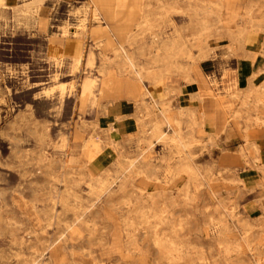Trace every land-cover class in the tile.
I'll return each instance as SVG.
<instances>
[{
    "label": "rangeland",
    "instance_id": "1",
    "mask_svg": "<svg viewBox=\"0 0 264 264\" xmlns=\"http://www.w3.org/2000/svg\"><path fill=\"white\" fill-rule=\"evenodd\" d=\"M98 1L0 0V264H264V160L253 138L264 131L255 123L264 120V72L252 60L264 56V42L260 51L248 39L239 49L223 32L237 35L245 23L237 9L250 0ZM254 8L260 19L264 0ZM261 25L251 37L264 36ZM101 27L152 76L165 45L183 47L163 81L150 77L122 98L133 107L116 117L128 119L123 134L102 124L104 102L115 100L112 81L135 80ZM87 79L98 86L84 102ZM250 80L254 94L235 97ZM164 102L170 118L182 112L187 150L150 131Z\"/></svg>",
    "mask_w": 264,
    "mask_h": 264
},
{
    "label": "bare ground",
    "instance_id": "2",
    "mask_svg": "<svg viewBox=\"0 0 264 264\" xmlns=\"http://www.w3.org/2000/svg\"><path fill=\"white\" fill-rule=\"evenodd\" d=\"M100 1V0H99ZM98 1V2H99ZM260 1L261 0H250L249 2H248V4H247V6H246V10H245V15L242 17V21H244L245 23H242V25L240 26V27H238V31H237V35L235 36V33L233 32V31H227V30H223V32H224V34H227V36H229L230 38H231V40H232V42H233V44H234V46H236L237 48H242L243 47V42H244V40H247V41H252V43H254V41H255V38L254 37H251V35L249 34V32L250 31H259L260 29H262L261 27H262V22H264V15L261 17V21H259V22H255L254 21V19H253V14H254V12H255V6L257 7L258 6V4L260 3ZM102 2V1H101ZM118 2V1H117ZM236 2V1H235ZM162 4V3H161ZM213 4V3H212ZM239 4V3H238ZM205 5V4H204ZM166 6V5H165ZM211 6V5H210ZM213 6V5H212ZM216 6H218V10H221V8H222V6H221V1L216 5ZM118 7V6H117ZM119 7H120V5H119ZM124 7V6H123ZM213 8V7H212ZM216 8V7H215ZM94 9V8H93ZM204 9V8H203ZM208 10V9H207ZM238 10V9H237ZM212 11V10H211ZM214 11V10H213ZM235 11V10H234ZM207 13V12H206ZM234 13V12H233ZM232 13V14H233ZM210 14H214V12H208V15H210ZM216 16H217V19H218V21L221 23V18H220V15H219V13L217 12V14H216ZM147 18V17H146ZM145 18V19H146ZM101 19V18H100ZM234 20V19H233ZM230 21V20H229ZM223 22V21H222ZM103 23V22H102ZM247 25L249 26H251L250 27V29L249 28H247ZM264 28V27H263ZM153 29H156V28H153ZM177 31H178V29H176ZM97 32H104V33H106V35H107V37H108V46L109 47H115V49H114V51L117 53V54H120V56H122L123 58H124V60H125V62H126V64H127V66H128V68H129V70H130V72H131V75H132V78L135 80L134 81V83H132L130 80H127V81H125V80H122V79H115L114 81H112L111 82V89H112V91H111V93H110V95H112L115 99H122V98H124V97H131L132 95H133V89H134V87L138 90V86H145V84H144V82H145V80H148V79H150V77H152L153 78V76H152V72H151V70L150 69H145V68H139L138 66H137V64H136V62H135V60L133 59V57L132 56H130L128 53H127V51L125 50V48H123L117 41H116V39H114V37L113 36H111L110 34H109V30L108 29H106V28H104V27H101V28H98L97 30H96ZM204 32H207V33H209L210 32V29H209V27L206 25H203V26H201V28H200V33L202 34V33H204ZM250 35V36H249ZM164 36V35H163ZM199 36H200V34H199ZM182 37V36H181ZM194 37V36H193ZM204 37V36H203ZM210 37V36H209ZM163 39V38H162ZM201 39V38H200ZM205 39V38H204ZM146 40V39H145ZM135 41V36H130L129 38H128V40H127V43H129L130 45L133 43ZM183 41V40H182ZM200 41V40H199ZM159 42V41H158ZM100 43V42H99ZM102 43V42H101ZM204 44H205V42H204ZM203 44V45H204ZM118 46V47H117ZM185 46V45H184ZM248 46H250L251 47V44L249 43V45ZM186 47V46H185ZM219 47V46H218ZM233 47V46H232ZM82 48H83V46H82ZM182 48L183 47H181V46H177V45H165L162 49H161V51L162 52H164V53H166V55L165 56H162V58L160 59V61H159V63L160 64H162V69H161V71L157 74V75H155L154 76V81H163L164 80V76H165V74L167 73V65L169 64L168 63V61H169V59L170 58H173V57H176V56H178L181 52H182ZM193 48V47H192ZM231 48V47H230ZM209 49V48H208ZM83 50V49H82ZM155 50H157V49H155ZM189 50V49H188ZM233 50V49H232ZM235 50V49H234ZM132 51V50H131ZM204 52V51H203ZM83 53V52H82ZM201 53V52H200ZM102 54V53H101ZM192 54V53H191ZM199 54V53H198ZM109 55V54H108ZM187 55V54H186ZM205 55V54H204ZM233 55V54H232ZM193 56V55H192ZM160 57V56H159ZM189 57V56H188ZM256 57H257V53L256 54H254V56H253V58H252V60H253V62H254V60L256 59ZM86 58V57H85ZM103 58V57H102ZM194 58V57H193ZM81 59H82V55L80 54L78 57H77V63L79 64L80 62H81ZM140 59V58H139ZM205 59V58H204ZM112 60V59H111ZM184 60H186V59H184ZM105 61H107V60H105ZM193 61V60H192ZM172 62V61H171ZM178 62V61H177ZM171 64V63H170ZM148 65V64H147ZM178 65V64H177ZM87 66L88 67H92L93 66V57L90 55V57L88 58V61H87ZM105 66V65H104ZM153 66V65H152ZM173 66V65H172ZM100 68V67H99ZM154 68V67H153ZM184 68V67H183ZM190 68V67H189ZM157 69V68H156ZM180 69V68H179ZM158 70V69H157ZM153 71V70H152ZM155 71V70H154ZM261 72H264V70H262ZM260 71L259 72H257V73H261ZM118 73H119V71H118ZM107 74V73H106ZM170 74V73H169ZM171 74H173V73H171ZM260 76V75H259ZM264 77V76H263ZM260 78V77H259ZM152 80V79H151ZM190 80V79H189ZM106 81V80H105ZM115 81H117V84H114V82ZM194 81V80H193ZM131 82V83H130ZM124 83V84H123ZM164 83V82H163ZM253 81L252 80H250L249 81V83H248V85H247V87H246V89L244 90V91H237L236 93H235V97H238L240 94H241V92H243V93H245V95H246V97L247 98H249V97H251L253 94H254V92H255V87H254V85H253ZM162 84V83H161ZM255 84V83H254ZM123 85V86H122ZM97 82L96 81H94V80H90V79H87V80H85L84 81V83L82 84V88H81V98L83 99V101L85 102V101H87L88 99H90L91 98V96L93 95V92H94V90L97 88ZM156 86V85H155ZM62 87H64V86H62ZM157 88V87H156ZM145 89H146V87H145ZM152 89V88H151ZM64 91V90H63ZM146 91H148V90H146ZM175 91V90H174ZM43 92V91H42ZM104 92H106V91H104ZM172 92V90H170V93ZM46 95V94H45ZM107 95V94H106ZM261 95V94H260ZM152 96V95H151ZM107 96H105V98H106ZM105 98H103V99H105ZM109 98V97H108ZM107 98V99H108ZM155 98V97H154ZM110 99V98H109ZM166 99H168V98H166ZM243 99V98H242ZM111 100V99H110ZM153 100H155V99H153ZM160 101V100H159ZM136 102V101H135ZM156 102V101H155ZM261 102V101H260ZM135 104V103H134ZM162 105V109H161V117H162V119L159 121V122H156V123H154L153 125H152V127H151V132L154 134V135H157V136H159L158 137V139L160 140V141H162V143H163V141H167L168 140V144H169V141L170 142H173L174 144H175V146H176V148L178 149V150H187V144L185 143V141H184V138L181 136V131H180V127H181V121L179 120V117H180V113H182V112H180V113H178L177 115H175L174 117H172V118H170L169 116H168V114H169V109H170V105H169V103L168 102H164L163 104H161ZM146 106V105H145ZM157 108V107H156ZM183 110V109H182ZM180 111V110H179ZM141 112V111H140ZM177 113V112H176ZM188 113L191 115V117H195L196 116V109H189L188 110ZM246 113V112H245ZM171 114V113H170ZM173 114V113H172ZM237 115V114H236ZM236 115H232V120H235L236 121ZM238 116H240V115H238ZM253 117V116H252ZM121 118V117H120ZM138 118V117H137ZM240 119V118H239ZM247 119V118H246ZM254 119V118H253ZM140 120V119H139ZM184 121V120H183ZM255 123L257 124V125H264V120L263 119H261V118H258L257 117V119H256V121H255ZM254 123V124H255ZM189 124V123H188ZM187 124V125H188ZM164 125H166V126H168L169 127V129L172 131V137H169L167 134H165V133H162L161 131L163 130L162 129V126H164ZM112 126V125H111ZM165 126V127H166ZM174 126V127H173ZM143 127V126H142ZM189 127H191V126H189ZM192 128V127H191ZM162 129V130H161ZM247 130V129H246ZM246 132V131H245ZM106 133V132H105ZM169 135H170V133H168ZM106 135V134H105ZM156 137V136H155ZM151 138V137H150ZM92 139V138H91ZM141 139H142V137H141ZM103 140V139H102ZM101 140V141H102ZM146 141V140H145ZM99 142H100V140H99ZM147 142V141H146ZM153 143V142H152ZM142 144V143H141ZM253 144V149L258 153V151H259V149H258V147H257V145L255 144V143H252ZM152 145V144H151ZM177 151V150H176ZM185 152V151H184ZM183 153V152H182ZM246 153H247V150L245 149V148H242V152H241V154H242V156L244 157L245 155H246ZM256 153V154H257ZM181 154V153H180ZM186 154V153H185ZM188 155V154H187ZM247 157V156H246ZM191 158V157H190ZM189 158V159H190ZM182 159V158H181ZM131 160V159H130ZM127 161H128V159H127ZM132 161V160H131ZM130 162V161H129ZM192 162V161H191ZM256 162H259V158H256ZM194 163V162H193ZM122 164V163H121ZM123 165V164H122ZM134 163H132L131 164V167H134ZM140 166V165H139ZM177 167V166H176ZM175 167V168H176ZM122 169V168H121ZM198 169V168H197ZM192 164H190V163H187V164H185V166H184V171L187 173V175H188V178L189 179H193V178H195V177H198L200 174L198 173V170H197ZM141 170V169H140ZM158 170V169H157ZM263 172H264V169L262 170ZM200 172V171H199ZM125 173V172H124ZM136 173V172H135ZM134 173V174H135ZM209 173V172H208ZM138 174V173H137ZM75 175V174H74ZM144 175V174H143ZM186 175V176H187ZM66 177V176H65ZM64 177V178H65ZM201 177V176H200ZM132 178V177H131ZM143 178V177H142ZM148 178V177H147ZM188 179V180H189ZM196 179V178H195ZM99 181V180H98ZM150 181H152V180H150ZM103 182V181H102ZM106 182V181H105ZM70 183V182H69ZM98 183V182H97ZM111 184H112V182H111ZM151 184V183H150ZM99 185V184H98ZM105 185H106V183H105ZM187 185H189V184H187ZM69 186V185H68ZM67 186V187H68ZM79 186V185H78ZM96 186V185H95ZM101 186V185H100ZM186 186V185H185ZM190 186V185H189ZM94 187V186H93ZM105 187V186H104ZM109 187V186H108ZM98 188V187H97ZM110 188V187H109ZM90 190H92V189H90ZM156 190V189H155ZM65 191V190H64ZM74 192V191H73ZM110 192V191H109ZM130 192V191H129ZM131 193H132V191H131ZM110 194H111V192H110ZM128 194V193H127ZM170 194H172V193H170ZM65 195V194H64ZM109 195V194H108ZM131 195V194H130ZM100 196V195H99ZM149 196V195H148ZM52 197V196H51ZM55 197V196H54ZM108 197V196H107ZM131 197V196H130ZM182 197V196H181ZM62 198V197H61ZM80 199H81V197H79ZM53 199V198H52ZM106 199V198H105ZM128 199H129V196H128ZM82 200V199H81ZM121 200V199H120ZM130 200V199H129ZM45 201V200H44ZM72 201V200H71ZM124 201V200H123ZM126 201H127V199H126ZM222 201V200H221ZM129 202V201H128ZM220 202V201H219ZM93 203V202H92ZM98 202H96V204H97ZM131 203V202H130ZM77 204V203H76ZM100 204V203H99ZM118 204V203H117ZM120 204V203H119ZM122 204H123V202H122ZM132 204V203H131ZM135 204V203H134ZM77 205H79V204H77ZM95 205V204H94ZM107 205V204H106ZM110 205V204H109ZM57 206V205H56ZM161 206V205H160ZM219 206H222V204L220 203L219 204ZM51 207V206H50ZM76 206H74V208H75ZM79 207V206H78ZM128 207V206H127ZM81 208V207H80ZM125 208V207H124ZM160 208V207H159ZM51 209V208H50ZM67 209V208H66ZM104 209V208H103ZM68 210V209H67ZM102 210V209H101ZM45 211V210H44ZM63 211V210H62ZM105 211H106V209H105ZM140 211H141V209H140ZM148 211V210H147ZM64 212V211H63ZM66 212V211H65ZM72 212V211H71ZM154 212V211H153ZM49 213V212H48ZM98 213V212H97ZM142 213H143V211H142ZM144 213H145V210H144ZM46 214V213H45ZM72 214H74V213H72ZM158 214H159V212H158ZM157 214V215H158ZM64 215V214H63ZM109 215V214H108ZM66 216V215H65ZM110 216V215H109ZM45 217V216H44ZM59 217V216H58ZM57 217V218H58ZM79 217V216H78ZM77 217V218H78ZM100 217V216H99ZM154 217V216H153ZM61 218V217H60ZM74 218V217H73ZM144 218H145V216H144ZM156 219V218H155ZM154 219V220H155ZM48 220V219H47ZM52 220V219H51ZM59 220V219H58ZM72 220H74V219H72ZM78 220V219H77ZM82 220V219H81ZM92 220V219H91ZM98 220V219H97ZM124 221H125V219H123ZM145 220V219H144ZM149 220V219H148ZM43 221H45L44 219H43ZM49 221V220H48ZM60 221H61V219H60ZM94 221V220H93ZM96 221V220H95ZM94 221V222H95ZM123 221V222H124ZM55 222V221H54ZM58 222V221H57ZM74 222V221H73ZM80 222V221H79ZM89 222V221H88ZM138 222V221H137ZM152 222V221H151ZM155 222V221H154ZM153 222V223H154ZM50 223V222H49ZM84 223V222H83ZM75 224V223H74ZM81 224V223H80ZM89 224V223H88ZM145 224V223H144ZM155 224V223H154ZM183 224V223H182ZM244 224V223H243ZM242 224V225H243ZM47 225H50V224H47ZM59 225V224H58ZM64 225V224H63ZM128 225V224H127ZM138 225H140V224H138ZM62 226V225H61ZM125 226V225H124ZM141 226V225H140ZM139 226V227H140ZM150 226H152V225H150ZM150 226H149V228H150ZM155 226V225H154ZM70 227H72L71 226V224H70ZM83 227V226H82ZM144 227V226H143ZM249 227V226H248ZM78 228V227H77ZM97 228V227H96ZM129 228V227H128ZM154 228V227H153ZM173 228H175V227H173ZM70 229V228H69ZM84 229V228H83ZM89 229H91V228H89ZM126 229V228H125ZM148 229V228H147ZM155 229H156V226H155ZM160 229V228H159ZM63 230V229H62ZM81 230H82V228H81ZM141 230H142V227H141ZM151 230V229H150ZM154 230V229H153ZM69 231V230H68ZM87 231V230H86ZM129 231V230H128ZM64 232V231H63ZM81 232V231H80ZM89 232V231H88ZM92 232V231H91ZM94 232H95V230H94ZM172 232V231H171ZM155 234H156V231L154 232ZM66 234V233H65ZM87 234V233H86ZM89 234V236L91 235V233H88ZM95 234V233H94ZM59 235H62V234H59ZM64 235V234H63ZM126 235H127V233H126ZM88 236V235H87ZM150 236V235H149ZM156 236V235H155ZM159 236V234L157 235V237ZM63 237V236H62ZM80 237V236H79ZM128 237V236H127ZM156 237V238H157ZM167 237V236H166ZM66 238V237H65ZM91 238V237H90ZM93 238H95L94 237V235H93ZM129 238H130V234H129ZM154 238V237H153ZM128 239V238H127ZM131 239V238H130ZM135 239V238H134ZM158 239V238H157ZM17 240V239H16ZM15 240V241H16ZM23 240V239H22ZM47 240V239H46ZM67 240V239H66ZM69 240V239H68ZM88 240V239H87ZM100 240H102L101 238H100ZM100 240H98V241H100ZM171 240V239H170ZM21 241V240H20ZM60 241V240H59ZM64 241V240H63ZM96 241V240H95ZM154 241H155V239H154ZM169 241V240H168ZM46 242V241H45ZM49 242V241H48ZM47 242V243H48ZM56 242V241H55ZM89 242V241H88ZM102 242V241H101ZM100 242V243H101ZM128 242V241H127ZM131 242V241H130ZM137 242V241H136ZM21 243H25V242H22L21 241ZM58 243V242H57ZM156 244H157V242H155ZM20 244V243H19ZM104 244V243H103ZM102 244V245H103ZM131 244V243H130ZM130 244H128L127 246H129ZM154 244V243H153ZM160 244H161V242H160ZM21 245V244H20ZM19 245V246H20ZM23 245V244H22ZM21 245V246H22ZM56 245V244H55ZM54 245V246H55ZM92 245V244H91ZM98 245H100L99 243H98ZM76 246V245H75ZM161 246V245H160ZM159 246V247H160ZM70 247V246H69ZM156 247H157V245H156ZM54 248V247H53ZM67 248V247H66ZM80 248V247H79ZM46 249V248H45ZM45 249H43V250H45ZM73 249H74V247H73ZM165 249V248H164ZM173 249V248H172ZM68 250V249H67ZM75 250V249H74ZM161 250V249H160ZM159 250V251H160ZM73 251V250H72ZM78 251V250H77ZM77 251H75V252H77ZM34 252V251H33ZM53 252V251H52ZM54 253V252H53ZM72 253V252H71ZM78 253V252H77ZM162 253V252H161ZM67 254V253H66ZM69 254H70V249H69ZM73 254H75V253H73ZM79 254V253H78ZM55 255V254H54ZM51 256V255H50ZM62 256V255H61ZM83 255H81V257H82ZM41 257V256H40ZM45 257V256H44ZM71 257V256H70ZM28 258H29V256H28ZM42 258V257H41ZM31 260H33L32 258H31ZM43 261V260H42ZM54 261V260H53ZM29 262V261H28ZM55 262V261H54ZM84 262V261H83ZM30 263V262H29ZM61 263V262H60ZM59 263V264H60ZM21 264V263H20ZM42 264H43V262H42ZM56 264V263H55Z\"/></svg>",
    "mask_w": 264,
    "mask_h": 264
},
{
    "label": "crops",
    "instance_id": "3",
    "mask_svg": "<svg viewBox=\"0 0 264 264\" xmlns=\"http://www.w3.org/2000/svg\"><path fill=\"white\" fill-rule=\"evenodd\" d=\"M247 4H248V2H247ZM247 4L243 7H242V5L239 6L238 12L240 13V15L237 17L241 21H242V17L245 15V10H246ZM222 12H223V9H222ZM254 18H255V16L253 14V19ZM260 20H261V18L260 19H256V18L254 19L255 22H259ZM227 31H230V30H227ZM263 42H264V36L259 33V34L255 35L254 43H252V41L251 42L249 41L248 43L251 44L252 48H255L257 51H260V47H261V44ZM253 64L257 68L255 73H257L259 71L261 72L262 70H264V56H261V55L259 56V54L257 53V57L254 60ZM250 67H251V65H250ZM131 82L134 83L133 81H131ZM114 84H117V81H115ZM143 88H145L144 85L138 86V89H143ZM183 92L186 93V96L192 95V92H190L189 89H186ZM104 103L107 104L108 106H107L106 116L103 117V119H102V124L104 126H108L109 124H112L113 130L115 132H117L118 134H123V133L128 132V129H129L128 119L117 120L116 117L128 115L132 112V108H133L132 107V100L115 99V100H106ZM199 107L200 106H198V109H199ZM207 117H208V115H207ZM208 119H209V117H208ZM249 136H251V135H249ZM255 137H256V139H255ZM253 138L255 140V143H257L260 146V148H261L260 158H261V160H264V131H260L257 134H253Z\"/></svg>",
    "mask_w": 264,
    "mask_h": 264
}]
</instances>
